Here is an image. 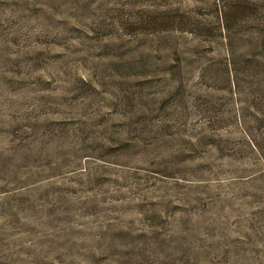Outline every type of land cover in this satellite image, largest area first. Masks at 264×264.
Returning <instances> with one entry per match:
<instances>
[{"label": "rangeland", "instance_id": "1", "mask_svg": "<svg viewBox=\"0 0 264 264\" xmlns=\"http://www.w3.org/2000/svg\"><path fill=\"white\" fill-rule=\"evenodd\" d=\"M0 264H264V0H0Z\"/></svg>", "mask_w": 264, "mask_h": 264}]
</instances>
